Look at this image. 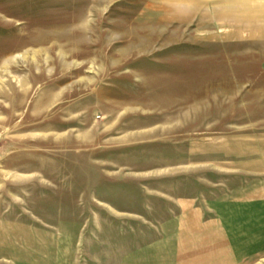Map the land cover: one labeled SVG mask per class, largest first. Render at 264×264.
Instances as JSON below:
<instances>
[{
    "label": "rangeland",
    "instance_id": "rangeland-1",
    "mask_svg": "<svg viewBox=\"0 0 264 264\" xmlns=\"http://www.w3.org/2000/svg\"><path fill=\"white\" fill-rule=\"evenodd\" d=\"M0 264H264V0H0Z\"/></svg>",
    "mask_w": 264,
    "mask_h": 264
},
{
    "label": "crops",
    "instance_id": "crops-1",
    "mask_svg": "<svg viewBox=\"0 0 264 264\" xmlns=\"http://www.w3.org/2000/svg\"><path fill=\"white\" fill-rule=\"evenodd\" d=\"M184 227L185 228H188V227H191V223H189L188 219L185 218V221H184ZM183 244H181V250L180 252H182V254H184V256L186 254H190L192 251H191V245H192V242H193V238L191 237L190 233L188 235V233H184L183 235Z\"/></svg>",
    "mask_w": 264,
    "mask_h": 264
}]
</instances>
